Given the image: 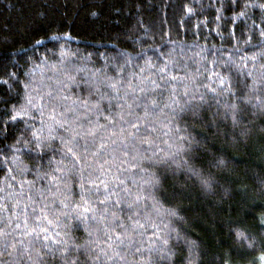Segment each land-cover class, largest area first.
<instances>
[{"label":"trees","instance_id":"trees-1","mask_svg":"<svg viewBox=\"0 0 264 264\" xmlns=\"http://www.w3.org/2000/svg\"><path fill=\"white\" fill-rule=\"evenodd\" d=\"M0 264H264V0H0Z\"/></svg>","mask_w":264,"mask_h":264}]
</instances>
